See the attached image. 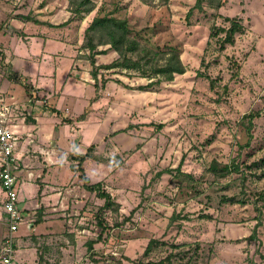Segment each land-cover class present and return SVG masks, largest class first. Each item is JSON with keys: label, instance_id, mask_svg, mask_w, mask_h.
Masks as SVG:
<instances>
[{"label": "rangeland", "instance_id": "obj_1", "mask_svg": "<svg viewBox=\"0 0 264 264\" xmlns=\"http://www.w3.org/2000/svg\"><path fill=\"white\" fill-rule=\"evenodd\" d=\"M92 1L79 18L67 0H0V99L26 196L13 264H155L185 250L184 264L195 246L199 264H264V0H169L168 28L149 37L177 43L185 71L148 89L128 70L92 78L84 28L96 13L141 27L160 2ZM230 18L242 29L220 46ZM98 50L96 64L117 56ZM213 159L239 170L217 180ZM71 164L118 209L101 207ZM3 201L0 187V240ZM151 238L160 243L144 254Z\"/></svg>", "mask_w": 264, "mask_h": 264}, {"label": "trees", "instance_id": "obj_2", "mask_svg": "<svg viewBox=\"0 0 264 264\" xmlns=\"http://www.w3.org/2000/svg\"><path fill=\"white\" fill-rule=\"evenodd\" d=\"M141 1L151 6L155 5L153 3L154 0ZM158 1L160 2L158 18L153 19L151 22L147 19L146 24L141 27H135L130 24L126 17H117L112 14L96 13L91 18L87 26L84 28L83 47L88 51L86 58L89 59V62L92 65V78L96 79L98 70L101 68L128 70L133 71L142 77L148 78V81L145 84L138 86L140 89H148L154 85H158L162 81L172 80L174 74L183 73L185 71V66L180 58V47L177 43L167 41L156 42L149 37V32H154L160 28H168L169 0ZM202 1L203 0H195L193 6L201 7ZM67 2L72 15L79 18H83L84 14L89 13L95 7L92 0H67ZM163 16L166 19L165 21L162 19ZM241 29L242 25L234 18H230V24L227 27L222 26L217 29L224 32V35L220 38V46H223L225 43H232L234 41L235 32L240 31ZM100 45H108V48L114 50L117 56L108 63L96 64L95 55L104 52V50H98V46ZM23 85L26 93L30 97L34 96V93L30 91L29 84L24 82ZM88 150L85 153H74L71 155V159L77 160V163L81 164L87 156ZM259 161L264 164V157ZM71 167L80 171L79 175L83 180V186L86 189L95 191V194L98 197L103 198L101 207L110 208L112 210L118 209V204L111 198L109 192L102 188L99 182H90L88 176L83 173V167L81 165H78L77 167L76 165L71 164ZM208 170L211 171L218 180L223 176L229 175L233 171L239 170V165L234 161L231 163H221L213 159L208 165ZM256 195L263 198L264 188L263 190L258 191ZM229 200H232V197L229 198ZM252 236L254 237V231L252 232ZM159 243L160 242L155 238L149 239L143 253H149L152 248ZM195 248L198 247L195 246L193 249L194 251L192 250L191 254L188 252L189 256L187 258L189 260L192 258L191 261L184 264H190V262H193V264H199L197 261L198 252H196ZM186 254L187 252L185 250L170 252L163 259L155 262V264H177V260Z\"/></svg>", "mask_w": 264, "mask_h": 264}, {"label": "built area", "instance_id": "obj_3", "mask_svg": "<svg viewBox=\"0 0 264 264\" xmlns=\"http://www.w3.org/2000/svg\"><path fill=\"white\" fill-rule=\"evenodd\" d=\"M9 109V105L0 99V187L4 193L3 209L6 214V232L0 240V264H13L14 232L22 220V212L17 205L13 136L6 125Z\"/></svg>", "mask_w": 264, "mask_h": 264}, {"label": "crops", "instance_id": "obj_4", "mask_svg": "<svg viewBox=\"0 0 264 264\" xmlns=\"http://www.w3.org/2000/svg\"><path fill=\"white\" fill-rule=\"evenodd\" d=\"M27 184H29V182L27 183ZM29 186H30V184H29ZM20 191L21 190H19V187H17V193H18V200H17V205H18V203H19V200H20V194L24 197V198H26V196H25V192L23 191V193H20ZM30 200L28 199V202H29ZM30 202H32V201H30ZM21 210V209H20ZM6 220V219H5Z\"/></svg>", "mask_w": 264, "mask_h": 264}]
</instances>
